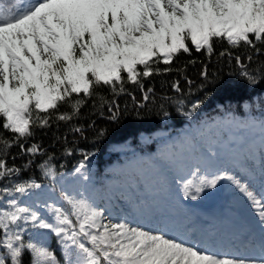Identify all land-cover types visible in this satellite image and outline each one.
Returning a JSON list of instances; mask_svg holds the SVG:
<instances>
[{"label": "snow or ice", "instance_id": "6c2138e0", "mask_svg": "<svg viewBox=\"0 0 264 264\" xmlns=\"http://www.w3.org/2000/svg\"><path fill=\"white\" fill-rule=\"evenodd\" d=\"M214 38L259 52L254 41L264 43V0H18L7 8L0 6V127L17 141L31 137L34 124H48L39 114L71 101L74 94L91 96L101 85L115 91L119 84L123 91L122 74L138 84L141 75L152 74L154 58L168 64L181 51L190 52L189 42L197 52L211 55ZM236 62L244 67L239 56ZM242 75L254 82L246 70ZM81 103L71 104L73 113ZM57 119L71 116L61 114ZM19 146L28 153L39 151L37 145ZM84 168L81 163L75 171ZM18 171L0 159V178ZM45 175L56 176L51 167H45ZM222 180L231 181L246 198L264 235V173L257 193L221 171L198 182L186 181L185 195L194 191L196 199L204 188H215ZM40 187L30 181L0 189L9 197L0 202V264H23L25 252L28 264H60L42 243L24 242L22 233L29 223L55 234L64 252L63 264H264V259L221 256L125 222L105 224L103 213L83 198L65 195L67 208L45 205L46 218L39 207L22 205L12 195L13 191L27 195Z\"/></svg>", "mask_w": 264, "mask_h": 264}, {"label": "trees", "instance_id": "16d2710c", "mask_svg": "<svg viewBox=\"0 0 264 264\" xmlns=\"http://www.w3.org/2000/svg\"><path fill=\"white\" fill-rule=\"evenodd\" d=\"M12 1L0 0V4L10 5ZM254 43L259 52L243 43L232 47L214 38L213 52L209 55L206 50L197 52L189 42L190 52L181 51L168 64L162 62L163 58L161 62H155L154 58L152 74L141 75L138 84L129 82L127 75L122 74L123 91L119 84L115 91L111 86H96L91 96L74 94L71 101L60 103L49 113H40L41 117H47L48 124L44 127L38 126V122L34 124L31 137L17 141L14 134L0 127V159L9 168L19 170L10 177L0 178V189L34 181L41 187L30 189L27 195L13 191L12 195L22 205L39 207L47 218L45 205L67 208L65 195L83 198L103 213L105 224L109 216L114 223L125 222L123 216L132 214L127 207L129 200L134 208L139 203L148 207L151 200L140 199L146 191L175 189L179 200H193L194 191L185 195L180 167L186 169L189 180L198 182L206 176L202 164L205 153L210 149L219 150L220 143L230 142L231 136L241 142L240 131L246 126L257 128L258 137L244 142L240 157L220 153L222 169L233 176L231 164L235 160L257 163L256 153H264V131L261 130L264 43ZM222 52L225 55L221 56ZM237 56L243 68L237 64ZM143 70L142 66L138 67L141 73ZM245 70L254 82L242 75ZM205 72L207 75H202ZM76 100L82 103L79 111L73 113L71 104ZM61 114H68L71 119H57ZM33 119H36L35 112ZM178 139L183 142L180 149L167 154L165 145ZM259 139L263 142L259 143ZM3 141L10 146L5 147ZM21 143L25 149L37 145L39 151L32 154L21 150ZM178 153L181 166L174 167ZM81 163L85 168L77 173L75 169ZM45 167L54 170L55 179L45 175ZM119 187L123 190L119 191ZM207 191L204 188L197 196L204 197ZM7 198L0 192V202H6ZM179 229L187 234L195 231L192 227ZM22 238L25 243H42L63 264L64 252L55 234L33 228L29 223L24 226ZM189 241L198 243L193 238ZM29 259L25 252L23 264H28Z\"/></svg>", "mask_w": 264, "mask_h": 264}, {"label": "rangeland", "instance_id": "374dc122", "mask_svg": "<svg viewBox=\"0 0 264 264\" xmlns=\"http://www.w3.org/2000/svg\"><path fill=\"white\" fill-rule=\"evenodd\" d=\"M17 2L18 0H13L10 5ZM10 5L0 4V6L5 8ZM247 132L248 128L245 129V133ZM254 137H256V134H252L250 140ZM244 138L245 137H243L242 142L237 143L239 139L232 136L231 142L220 143L219 150L210 149L205 153L206 160L208 162L211 161L209 164L212 166L211 169L206 172L208 178H211L212 175L218 172L224 171L222 169L224 164L219 161V151L222 149L227 155L238 154L241 148H243L245 142ZM181 144L182 140H178L174 144H167L165 147L166 153L170 154L172 150L178 151ZM176 156L173 163L174 166H179L181 156L179 154ZM262 157H259L260 160L257 163L235 161L233 167L234 172L232 171L233 177L237 176L236 179L242 184L248 185L249 191H253L254 193L260 190L261 175L264 173V162L261 161ZM242 166L246 167L241 168ZM147 195L148 193L144 194V196ZM151 205L152 207L148 209L149 213H146L145 217L141 216V208L135 210L131 223L138 227L151 215L150 213L152 211H157L159 213L160 223L168 227L165 233L166 237L184 241L183 238L194 236L199 241V246L221 256L246 260L254 259L257 261L264 259V235H262L255 219L250 214L246 198L238 191L231 181L222 180L218 182L215 188H209L205 201H197L194 203L188 201L181 202L174 210L172 209L173 202L170 201L168 193L160 192ZM198 209H209L208 217L206 218L201 215ZM109 219H111V217ZM178 225H183L185 228L194 226L197 231L191 234V236L182 234V237H180L181 239H179L178 235L175 234ZM148 226L149 223H147L144 230L150 231ZM246 240H250L251 245L249 249L244 252L242 249H238L239 244L236 249V251H240L243 256L220 254L223 245L234 244L237 241H241L240 244H243ZM256 241L258 242V248L253 247ZM224 248V250L229 249L228 245Z\"/></svg>", "mask_w": 264, "mask_h": 264}]
</instances>
